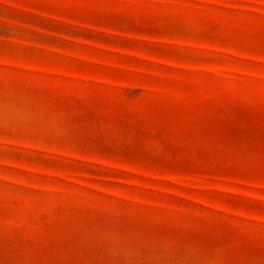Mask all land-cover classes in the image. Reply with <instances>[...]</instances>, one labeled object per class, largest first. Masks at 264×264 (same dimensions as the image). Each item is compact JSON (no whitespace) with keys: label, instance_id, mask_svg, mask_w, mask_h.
<instances>
[{"label":"rangeland","instance_id":"rangeland-1","mask_svg":"<svg viewBox=\"0 0 264 264\" xmlns=\"http://www.w3.org/2000/svg\"><path fill=\"white\" fill-rule=\"evenodd\" d=\"M0 264H264V0H0Z\"/></svg>","mask_w":264,"mask_h":264}]
</instances>
